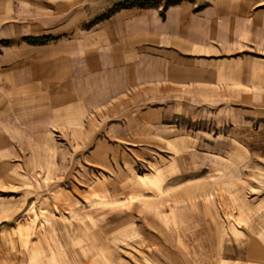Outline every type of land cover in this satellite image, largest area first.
<instances>
[{"label":"rangeland","instance_id":"rangeland-1","mask_svg":"<svg viewBox=\"0 0 264 264\" xmlns=\"http://www.w3.org/2000/svg\"><path fill=\"white\" fill-rule=\"evenodd\" d=\"M263 92L20 132L0 160V264H264Z\"/></svg>","mask_w":264,"mask_h":264},{"label":"crops","instance_id":"crops-1","mask_svg":"<svg viewBox=\"0 0 264 264\" xmlns=\"http://www.w3.org/2000/svg\"><path fill=\"white\" fill-rule=\"evenodd\" d=\"M130 1L0 0L1 161L20 132L36 141L53 116L79 126L118 104L166 114L163 99L186 89L194 98L264 90L261 0L117 7Z\"/></svg>","mask_w":264,"mask_h":264},{"label":"trees","instance_id":"trees-1","mask_svg":"<svg viewBox=\"0 0 264 264\" xmlns=\"http://www.w3.org/2000/svg\"><path fill=\"white\" fill-rule=\"evenodd\" d=\"M149 2L147 1H140V0H131L130 2L128 3H125V4H120L119 6L117 7H121V6H146Z\"/></svg>","mask_w":264,"mask_h":264}]
</instances>
